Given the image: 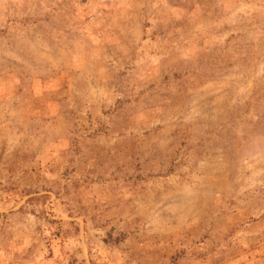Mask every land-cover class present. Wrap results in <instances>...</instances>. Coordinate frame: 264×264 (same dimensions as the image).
Masks as SVG:
<instances>
[{
	"label": "rangeland",
	"instance_id": "1",
	"mask_svg": "<svg viewBox=\"0 0 264 264\" xmlns=\"http://www.w3.org/2000/svg\"><path fill=\"white\" fill-rule=\"evenodd\" d=\"M0 264H264V0H0Z\"/></svg>",
	"mask_w": 264,
	"mask_h": 264
}]
</instances>
